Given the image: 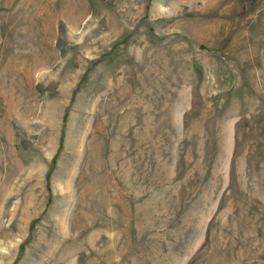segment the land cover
<instances>
[{
	"label": "rangeland",
	"instance_id": "374dc122",
	"mask_svg": "<svg viewBox=\"0 0 264 264\" xmlns=\"http://www.w3.org/2000/svg\"><path fill=\"white\" fill-rule=\"evenodd\" d=\"M0 264H264V0H0Z\"/></svg>",
	"mask_w": 264,
	"mask_h": 264
}]
</instances>
